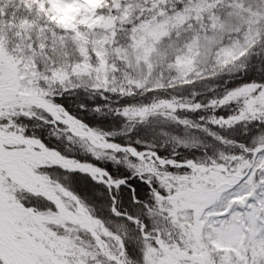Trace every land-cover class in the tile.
Masks as SVG:
<instances>
[{
    "label": "snow or ice",
    "instance_id": "1",
    "mask_svg": "<svg viewBox=\"0 0 264 264\" xmlns=\"http://www.w3.org/2000/svg\"><path fill=\"white\" fill-rule=\"evenodd\" d=\"M53 2L0 0V264H264V0Z\"/></svg>",
    "mask_w": 264,
    "mask_h": 264
},
{
    "label": "trees",
    "instance_id": "2",
    "mask_svg": "<svg viewBox=\"0 0 264 264\" xmlns=\"http://www.w3.org/2000/svg\"><path fill=\"white\" fill-rule=\"evenodd\" d=\"M93 3L95 4V0H94ZM68 4H70V3H65L63 5V9L67 13V17H68L66 22H63L65 24H71L72 21L75 20L76 15L80 12L81 8H85L86 7V5H83V4H80V3L77 4V5H74L73 3L71 5H68ZM53 9H54V11L56 13V18L58 19V15L59 14L56 11V9L54 8V6H53ZM98 119L101 120V121H104V122H108L109 119H111L115 123V127L116 128H120L121 127L120 121L116 120V118H114V117L113 118H109L108 116H101V117H98ZM51 139L55 140L56 138H55V136H53V137H51ZM116 139L117 140H124L125 137L124 136H117ZM193 151H196L197 155L200 154V152L195 150V149Z\"/></svg>",
    "mask_w": 264,
    "mask_h": 264
},
{
    "label": "rangeland",
    "instance_id": "3",
    "mask_svg": "<svg viewBox=\"0 0 264 264\" xmlns=\"http://www.w3.org/2000/svg\"><path fill=\"white\" fill-rule=\"evenodd\" d=\"M94 0H90V3L93 5L94 3ZM74 4V5H77V4H79V2H78V0H72V2L70 3V4H68V5H71V4ZM65 3L63 2V0H54V2H53V6H54V8L56 9V11L58 12V20L60 21V22H66V20L68 19V17H67V13L64 11V9H63V5H64ZM83 5H85V4H83ZM120 125H121V123H120Z\"/></svg>",
    "mask_w": 264,
    "mask_h": 264
}]
</instances>
